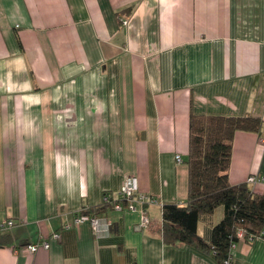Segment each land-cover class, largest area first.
Returning <instances> with one entry per match:
<instances>
[{"label":"crops","instance_id":"0c3cea01","mask_svg":"<svg viewBox=\"0 0 264 264\" xmlns=\"http://www.w3.org/2000/svg\"><path fill=\"white\" fill-rule=\"evenodd\" d=\"M191 113L264 121V0H0V264H221L160 237L161 205L186 199ZM227 174L264 177V124L234 133ZM128 175L158 202L147 225L139 208L74 224ZM231 264H264V237Z\"/></svg>","mask_w":264,"mask_h":264},{"label":"trees","instance_id":"16d2710c","mask_svg":"<svg viewBox=\"0 0 264 264\" xmlns=\"http://www.w3.org/2000/svg\"><path fill=\"white\" fill-rule=\"evenodd\" d=\"M263 124L264 121L254 115L190 114L184 161L187 195L182 204L168 202L161 205L160 237L163 243L196 247L223 264L229 255L230 244L237 242V229L245 230V241L251 236L264 237V194L254 192L246 182L231 184L227 174L234 133L259 132ZM114 202L125 204L121 198H111L109 202L102 201L83 209L80 215L97 216L106 208H112ZM218 207L222 209L221 218L200 236L197 233L200 218L212 215Z\"/></svg>","mask_w":264,"mask_h":264},{"label":"built area","instance_id":"2783aa9c","mask_svg":"<svg viewBox=\"0 0 264 264\" xmlns=\"http://www.w3.org/2000/svg\"><path fill=\"white\" fill-rule=\"evenodd\" d=\"M176 162H180V156L176 155L175 156ZM264 181V177H260L256 174H250L246 178V183L250 186H253L254 184L258 182ZM118 193L120 195V198L125 201V204H122L120 202H114L112 204V208L114 210L122 211V210H130L133 211L137 208L140 209L141 211V220L139 225L140 226H145L148 224V218L146 216L145 212V205H157L158 202L155 198L151 196H147L144 193L140 192L139 187H138V180L136 176L134 175H128L123 178V181L119 187ZM111 198L107 195L104 194L102 196V201L103 202H109ZM87 221L89 222L91 228L93 231H98V227L100 224V218L97 216H88V215H78L77 217L74 218V224H78L80 222ZM13 225L12 220H7L3 223H0V229H3L4 227H8ZM68 227V225H66ZM262 233H264V225L262 228ZM237 241H242L245 240L246 238V232L243 229H237L236 234H235ZM52 237L54 239H59L60 234L58 232L52 233ZM257 237H248V241H252ZM237 242H232L230 244V249H229V255L228 257L223 261V264H231V256H232V250L235 247ZM38 247H42L43 249L48 248V243L45 241H40L38 243H30L22 247V251L28 252V253H33L36 251Z\"/></svg>","mask_w":264,"mask_h":264},{"label":"rangeland","instance_id":"374dc122","mask_svg":"<svg viewBox=\"0 0 264 264\" xmlns=\"http://www.w3.org/2000/svg\"><path fill=\"white\" fill-rule=\"evenodd\" d=\"M221 213V207H218L215 209V211L213 212L214 218H218L219 214Z\"/></svg>","mask_w":264,"mask_h":264}]
</instances>
